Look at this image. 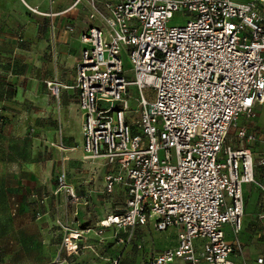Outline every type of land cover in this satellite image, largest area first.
Wrapping results in <instances>:
<instances>
[{"label":"built area","instance_id":"2783aa9c","mask_svg":"<svg viewBox=\"0 0 264 264\" xmlns=\"http://www.w3.org/2000/svg\"><path fill=\"white\" fill-rule=\"evenodd\" d=\"M88 1L92 25L79 35L71 86L83 159L104 161L103 192L120 187L123 200L94 226L68 232L64 253L90 249L103 259L86 244L89 235L111 230L125 246L134 229L152 225L174 228L176 244L144 264H236L239 244L226 239L225 227L237 238L243 185L255 183V167H264V156L255 161L246 147L259 134L238 124L264 104V0H120L102 10ZM175 13L186 17L184 25H168ZM45 84L58 96L56 81ZM232 127L237 149L227 144ZM53 194L80 198L64 172Z\"/></svg>","mask_w":264,"mask_h":264},{"label":"crops","instance_id":"0c3cea01","mask_svg":"<svg viewBox=\"0 0 264 264\" xmlns=\"http://www.w3.org/2000/svg\"><path fill=\"white\" fill-rule=\"evenodd\" d=\"M107 1L116 3L120 0H93V5L102 10ZM72 3L73 0H0V264H113L111 261H116L98 258L90 249L66 256L62 248L68 232L95 225L113 213L114 202L121 205L123 200L120 187L111 196L103 192V177L108 170L104 161L97 159L94 164L84 163L76 91L61 84L59 79L71 63L74 64V82L82 48L79 35L92 25L87 21L92 13V3L82 0L70 9ZM68 27L72 32L66 31ZM34 75L44 78V84L56 81L60 85L57 97L64 93L63 90H71L74 96L73 101L65 96L58 100L56 110L53 105L43 103L45 110L41 114L47 118V123L55 118L58 120L61 139L67 137L64 133L66 121H73L77 127L78 146L60 148L64 151L61 156L67 173L75 174L74 182L66 177L68 183L79 197L80 186L85 189V198L81 197L77 203H72L63 194H53L55 185L49 177L52 161L44 153V147L54 144L57 130L47 124L42 127L32 125L33 133L27 132L25 123L32 121L31 115L24 111L20 98L9 96L11 91H18L20 95L33 87L35 78L31 77ZM262 106L264 104L256 109ZM54 112H57L55 117ZM261 144L264 145L262 132L250 143L255 161L264 156V153L259 154ZM257 168L259 166L255 170ZM64 172L66 175V170ZM251 186L243 185L244 203ZM260 187L264 192V186ZM32 194L42 202L32 200ZM98 200L103 205L101 212L92 213L89 203L92 201L95 205ZM261 215L264 211L257 215L264 225ZM249 221L245 220L237 236L241 251L231 258L236 264H260L258 259L264 264V233L249 227ZM228 233H231L230 229L226 231V239L231 242L234 239L228 238ZM111 235V230L103 231L99 237L91 234L86 244L96 246L98 252L110 260L114 258L112 254L117 246ZM175 244L176 239L172 245H164L160 250Z\"/></svg>","mask_w":264,"mask_h":264},{"label":"rangeland","instance_id":"374dc122","mask_svg":"<svg viewBox=\"0 0 264 264\" xmlns=\"http://www.w3.org/2000/svg\"><path fill=\"white\" fill-rule=\"evenodd\" d=\"M235 1H243V0H235ZM186 23V17L182 16L181 13H175L172 17V19L168 22L169 26H180L184 25ZM127 64V63H126ZM67 65V64H66ZM69 68H66L64 70V73L62 74V77L59 78L61 81V84L65 86H69L71 88L73 79H74V64L69 63ZM35 78V81L33 82L30 89L27 91L24 90L20 95L18 91H11V94L9 95L11 98L22 100L23 109L25 112H27L28 115H31V122L29 120H26L25 123V129L27 132L32 134V125L33 127H42L49 124L53 128H55L56 131V138L54 139V144L46 145L44 147V153L48 155L49 159L52 161L51 167H50V179L53 185L56 187V179L57 176L63 173L66 170V177H70L71 181L74 182L75 180L73 177L75 174H68L67 168L63 164L62 156L61 154L64 153L60 148H70L73 145L78 146V135H77V127H75L73 121H66V127L64 130V133L67 137L61 139V135L59 133V122L58 120L52 119L50 123H47V118H43L41 112L45 110L44 104L49 103V105H53V108L56 110V105L58 100H60L62 97H67L69 100L73 101L74 96L71 93V90H63L61 92L60 96H54L52 92L47 88L46 84H44L43 79L39 78V75H34L31 77ZM67 84V85H66ZM67 88V87H66ZM68 91V93H67ZM131 94L133 97L136 96L135 90H131ZM67 93V94H66ZM44 103V104H43ZM133 105V104H131ZM133 107V106H132ZM57 115V112H54V116ZM29 117V116H28ZM46 117V116H45ZM57 117V116H56ZM28 121V122H27ZM238 123H242L247 128V131L249 132H258L264 133V106L262 108L255 109V117L252 119H249L248 121H245L244 119H239ZM236 128L232 127L229 130L228 134V142L227 144L231 146L234 149L239 148V142L235 137ZM262 145V144H261ZM246 147L251 148L250 143L246 145ZM49 149V151H47ZM252 149V148H251ZM259 154L264 153V145L259 147ZM258 155V153H255ZM84 163L94 164V160H84ZM78 172V171H77ZM76 172V173H77ZM65 173V172H64ZM78 173H81L79 171ZM254 178L255 183L252 184L251 190L247 191L245 194V209H244V215L245 218H242V226H244L245 220L249 221V227H254L256 230H259V232L264 233V225H262L258 219L257 215L258 213L264 211V192L261 191L260 186H264V167H259L254 171ZM93 183V180L91 181ZM90 183V185L92 184ZM85 189L83 186H80V196L82 198H85L84 191ZM81 197L79 200L81 201ZM87 202H89L87 200ZM91 205V211L94 212H101V207L103 206L101 202H97V204H93L92 201L89 203ZM115 205H113V212H117V210L120 208L121 205H118L114 202ZM104 212H106L104 210ZM94 226V224H91V227ZM259 227V228H258ZM225 230L228 231V226L225 227ZM115 233L113 232L111 235V240H113ZM117 237H123L124 235L122 233L116 234ZM232 237L234 239L231 242H235L238 239L232 234L228 233V238ZM176 239V230L174 228H168L165 231H156L151 226H144L134 229V231L131 234V240L130 242L123 246L115 243L113 241L114 245H117L114 248L112 256L114 258L110 259L107 257H104L108 259L109 261L116 259L117 264H144L147 257L158 250L161 249L164 245H172L174 240ZM241 247V246H240ZM241 249H237L235 252L239 254ZM248 264V263H247Z\"/></svg>","mask_w":264,"mask_h":264}]
</instances>
